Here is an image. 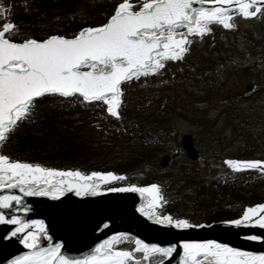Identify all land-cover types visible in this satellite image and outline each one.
Listing matches in <instances>:
<instances>
[{
    "label": "snow or ice",
    "instance_id": "snow-or-ice-1",
    "mask_svg": "<svg viewBox=\"0 0 264 264\" xmlns=\"http://www.w3.org/2000/svg\"><path fill=\"white\" fill-rule=\"evenodd\" d=\"M120 0L105 22L80 27L74 34H48L13 39L18 26L5 20L0 25V145L18 124L30 117L36 102L44 96L78 97L83 102H102L106 112L120 118L122 82L159 74L165 62L182 60L190 51L192 35L211 32L210 25L234 29L233 17H257L264 11V0ZM254 9V10H252ZM0 6V17L6 16ZM183 29V31H178ZM233 172L254 170L264 174V160L225 159ZM126 177L111 171L82 172L57 169L13 159L0 153V224L14 227L4 237H19L27 251L13 256L7 264H164L179 252L177 264H264V252H252L213 239L182 240L162 246L131 237V250L117 245L129 234L116 232L99 241L85 255L69 257L60 242L50 241L43 220H22L13 213L28 211L21 207L23 197L59 199L66 192L78 197L97 195L102 185L123 181ZM107 192L138 193L142 204L136 211L159 225L176 229L201 227L184 218L161 214L166 203L157 183L106 187ZM231 226H258L264 229V203L244 206L238 218L223 221ZM107 225H105L106 227ZM252 241L258 235L246 237ZM142 255L137 256L135 254Z\"/></svg>",
    "mask_w": 264,
    "mask_h": 264
},
{
    "label": "trees",
    "instance_id": "trees-1",
    "mask_svg": "<svg viewBox=\"0 0 264 264\" xmlns=\"http://www.w3.org/2000/svg\"><path fill=\"white\" fill-rule=\"evenodd\" d=\"M56 1L29 2H35L42 13L58 6ZM61 1L64 4H59L60 8L73 5L68 12L80 3L79 0ZM85 4H89L86 8L90 16L66 23L50 34L69 36L80 27L100 23L112 12L115 0H89ZM96 8L97 12L92 11ZM26 15L30 16L29 11ZM17 17L23 18L21 14ZM29 19L27 17L25 21L32 24L33 20L42 21L44 17ZM259 24L264 25V20L260 18L252 24L257 33ZM227 32L214 29L215 35H228ZM212 40L216 44V38ZM188 47L190 51L182 60L167 61L168 65L159 74L134 78L122 84L123 103L119 108V119L111 117L99 101L85 103L78 97L46 95L37 100L30 117L20 122L0 145V153L45 167L79 169L85 173L111 171L126 177L108 186H121L119 184L126 180H132L138 186L157 183L167 201L158 211L174 218H186L194 224L238 218L244 206L264 202V174L233 172L223 160L231 157L264 160V153L257 151V143L249 141L242 148L231 150L229 144H220V134L208 127L205 128L208 141L220 144L221 153L199 154L194 161L186 158L175 124L183 118L185 120L181 114L198 117L202 92L221 83L220 73L209 65L206 56L197 54L194 45ZM252 55L244 50V58ZM233 66L242 73L255 76L249 70L250 66L258 74L264 72V63L259 68L255 63L241 66L237 60ZM213 75L218 77V83L210 84L207 76ZM256 83L257 88H251L261 93L264 81L259 78ZM259 130L264 131V124L259 125ZM165 150H169L170 162L161 167L159 160ZM213 155L220 157L222 162L210 157Z\"/></svg>",
    "mask_w": 264,
    "mask_h": 264
},
{
    "label": "rangeland",
    "instance_id": "rangeland-1",
    "mask_svg": "<svg viewBox=\"0 0 264 264\" xmlns=\"http://www.w3.org/2000/svg\"><path fill=\"white\" fill-rule=\"evenodd\" d=\"M29 1L0 0V6H4L7 13L5 17H0V25L5 20H8L18 26V29L14 30L12 38L16 37L20 40L28 36L43 38L50 34L52 30L59 29L63 25H66V23H72L73 21L82 20L90 16L86 8L89 4H85L89 0H79L80 3L75 6L76 8L72 12H68L67 10L73 5H67L66 8L62 6L60 8L59 4H62V1L57 0L56 4L58 6H53V9L50 8L42 13H40L41 11L37 8L35 2L30 3ZM118 2L120 0H115V4ZM130 2L135 7H139L137 0H130ZM28 11L30 16L26 15ZM92 11L97 12L98 9L96 8ZM19 14L23 17L22 20L17 17ZM40 15L44 17L42 21L33 20L32 24L25 21L27 17H30L29 20L38 19ZM260 18L261 21L264 20V11L258 13L257 17L250 19H244L239 15H235L233 17V22L236 25L234 29H224L220 25L213 24L210 25L211 32L208 34H204L202 37H196L195 35L189 37L192 40L191 45H194L196 48L195 52L199 55L204 54L206 56L205 60H209V65L213 66L212 68L220 73L218 75H221L219 86L208 88L205 92H202L199 98L201 105L198 107V117L193 118L189 117V115L181 114V117H185V120L183 118L175 124L179 144L183 134H190L193 137L198 155L205 156L221 153L220 144H229V148L236 151L240 147L242 148L246 141L257 143V151L264 153V131L261 132L259 130V125L264 124V83H261V93L259 91L258 93L254 92L253 88L247 89V86L257 88L256 82L259 78L264 81V72L258 74L253 66H250L249 70L255 73V76L251 73H242L238 67L233 66L237 60L240 61L241 66L255 63L261 68L264 63V60H262V52H264V25L259 24V33L252 26ZM101 21L100 23H96V25L105 22V20ZM215 28L224 32L229 31L226 33L228 35H225V33L215 35ZM178 31H183V29H178ZM214 37L217 40L216 44L212 40ZM251 38L252 40H250ZM216 45L217 47L214 49ZM244 50L246 52L250 51L253 55L244 58ZM166 65H168V62H165ZM207 78L210 84L218 83L217 76H207ZM181 90H183V87H181ZM186 102L187 99L184 100V103ZM208 127L220 134V144L216 141H208V134L205 130ZM168 152L169 150H165L164 154L169 155ZM214 155L210 157L222 162L220 157L215 158ZM225 159L243 160L244 158L231 157ZM130 184L136 183L132 180H126L119 185L124 187ZM129 237L128 240L118 244V248L131 250L135 245L131 240V236ZM135 255L140 256L142 254L137 253Z\"/></svg>",
    "mask_w": 264,
    "mask_h": 264
},
{
    "label": "water",
    "instance_id": "water-1",
    "mask_svg": "<svg viewBox=\"0 0 264 264\" xmlns=\"http://www.w3.org/2000/svg\"><path fill=\"white\" fill-rule=\"evenodd\" d=\"M247 88L250 89V86ZM180 144L187 159L194 161L198 158V151L190 134H183ZM169 161L170 156L164 154L159 164L166 167ZM143 202L141 196L134 192H107L101 189L97 195L83 197L66 192L59 199L23 197L20 206H27L28 211H8L7 215H19L22 220H43L50 241L41 238V246L46 247L49 242L58 241L61 243L62 253L69 257L87 254L96 243L116 232L128 233L131 237L162 246L178 245L182 240L213 239L242 250L264 252V229L258 226L237 227L226 225L224 220H220L198 224L201 227L176 229L156 224L138 213L136 206ZM12 227L14 226L0 224V264H7L13 256L27 251L19 243V237L4 238ZM249 235H258L262 239L252 241L246 238ZM178 255L179 252H175L173 256L176 259L170 257L164 264H177Z\"/></svg>",
    "mask_w": 264,
    "mask_h": 264
},
{
    "label": "flooded vegetation",
    "instance_id": "flooded-vegetation-1",
    "mask_svg": "<svg viewBox=\"0 0 264 264\" xmlns=\"http://www.w3.org/2000/svg\"><path fill=\"white\" fill-rule=\"evenodd\" d=\"M250 87H252V86H250Z\"/></svg>",
    "mask_w": 264,
    "mask_h": 264
}]
</instances>
